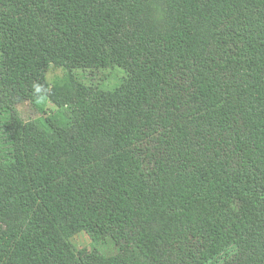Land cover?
<instances>
[{
    "label": "trees",
    "instance_id": "trees-1",
    "mask_svg": "<svg viewBox=\"0 0 264 264\" xmlns=\"http://www.w3.org/2000/svg\"><path fill=\"white\" fill-rule=\"evenodd\" d=\"M1 113L0 264H264V0H0Z\"/></svg>",
    "mask_w": 264,
    "mask_h": 264
},
{
    "label": "rangeland",
    "instance_id": "rangeland-1",
    "mask_svg": "<svg viewBox=\"0 0 264 264\" xmlns=\"http://www.w3.org/2000/svg\"><path fill=\"white\" fill-rule=\"evenodd\" d=\"M75 79L85 85V86H97L104 91H114L117 89L123 82L126 77V73L119 68L109 69V70H75L73 72ZM64 72L61 70H51L48 74V82L50 85H62L64 83ZM48 113L55 111L56 108L49 104L47 106ZM22 115L28 119L35 115L28 105H24L21 108ZM8 122V115L5 113L0 114V148L5 147L3 126ZM76 242L81 250L86 249L88 251L86 256H84V261H90L95 253L91 251L90 241L86 236L76 238ZM102 250L110 251L109 245L105 244L100 247Z\"/></svg>",
    "mask_w": 264,
    "mask_h": 264
},
{
    "label": "clouds",
    "instance_id": "clouds-1",
    "mask_svg": "<svg viewBox=\"0 0 264 264\" xmlns=\"http://www.w3.org/2000/svg\"><path fill=\"white\" fill-rule=\"evenodd\" d=\"M36 90L39 91V88H37Z\"/></svg>",
    "mask_w": 264,
    "mask_h": 264
}]
</instances>
